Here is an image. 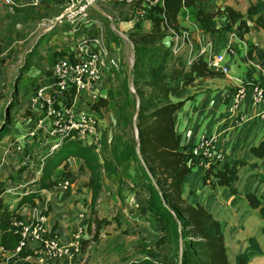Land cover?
<instances>
[{"label":"trees","instance_id":"obj_1","mask_svg":"<svg viewBox=\"0 0 264 264\" xmlns=\"http://www.w3.org/2000/svg\"><path fill=\"white\" fill-rule=\"evenodd\" d=\"M132 1L138 9H144V14L140 20L135 21L133 30L127 34L133 44L134 58L129 81L127 74L124 78L123 91L133 96L136 117L132 119L121 114V119L125 120L124 126H127L124 130L125 138L116 134L112 137L109 155L102 162L96 161V154L88 147L94 143L81 144L82 142L74 139L64 140L58 148L56 146L48 153L40 169V177L34 182L36 187L20 196L13 208L3 200L0 190V248L11 252L15 250L19 235L14 232L10 223L13 218L21 217L17 210L25 202L33 203V198L40 196L42 188H49L62 178H71L72 172L68 170L67 159L70 154H75L89 170L92 186L99 185L97 171L102 163L114 173L128 161L136 165L140 185L148 192L145 204L140 206V212H147L158 223L159 233L155 240L143 248L148 256L128 264H247L251 252L261 250L256 236H248L246 246L230 256L220 220L202 202H190L183 193V181L197 164L201 154L195 152V144L182 142L174 113L189 98L185 95L188 84L196 77L211 76L219 72L210 69L201 56L187 64L182 55L172 52L164 39L169 36L170 30L178 31L181 27H188L180 23L181 14H188L201 32L218 41L233 29L238 31L239 36H243L249 31L250 22L264 29V0H249L245 12L228 4L215 5L214 0ZM52 2L60 1L44 0L43 4L50 5ZM217 15L222 18L221 23H218ZM99 17L102 19L106 16L99 13ZM141 19L149 22L147 30L142 29ZM107 34L113 39L120 37L110 28ZM67 47L68 45L54 48L50 62L57 56L65 55ZM251 48L249 43L248 57L251 56ZM259 51L264 67V45ZM108 76V71H105L106 88ZM130 83L134 88L132 92ZM13 96L18 98L17 90L13 91ZM109 101L107 95L100 96L91 107L100 111L101 108H107ZM17 102L18 99L10 101L4 114H1L4 121L0 125V141L9 132L8 127L12 122L10 111ZM99 115L101 116L100 113ZM59 148L66 154L54 161L52 154ZM250 150L255 158H264V140L252 145ZM242 163L245 162L238 159L224 161L222 165L218 160L211 162L202 175L203 181L209 182L211 186H228L235 191L231 183L238 179L239 165ZM250 166H257V161L250 163ZM211 176L215 178L212 182L209 180ZM245 198L248 205L264 215L261 196L247 191ZM92 222L96 224L95 233L98 234L103 223L110 222V219L94 215ZM261 231L264 233V225ZM29 251L27 247H23L16 253L23 255ZM162 251L168 253L167 257H158ZM19 264L30 262L23 261Z\"/></svg>","mask_w":264,"mask_h":264},{"label":"rangeland","instance_id":"obj_2","mask_svg":"<svg viewBox=\"0 0 264 264\" xmlns=\"http://www.w3.org/2000/svg\"><path fill=\"white\" fill-rule=\"evenodd\" d=\"M246 1L238 0L237 3L241 4L242 7L240 8L243 9ZM97 3L104 16L107 17H103L101 21L104 24V40L112 60L111 68L108 71L106 91L110 104L106 110L103 109L100 112L105 122L102 123L101 121L98 143L90 144L88 147L92 148L94 154H96V161L102 162L109 155L108 150L110 149L112 137L115 134L120 135L122 138L126 136L124 130L127 126H124L125 120L121 119V114L132 117V119L136 117L133 96L123 91L124 78L128 69L132 68L133 49L126 36L120 35L112 27L118 28L127 35L133 30L135 21L140 20L143 15L139 14L140 9L137 8L132 0H97ZM48 7L49 4H43L44 17H52L59 12V9L51 12L52 9L47 10ZM32 8L36 7L33 6ZM4 9L5 11L3 12L8 13L9 17L16 16L21 18L17 25L15 24L17 21L15 23L12 21L13 27L5 25L4 29L0 31V125L4 121L1 114L6 111L8 103L18 99L17 104L10 111L12 122L10 127H8L9 132L0 141V190L2 191L3 200L8 206L13 208L20 196L25 195L28 189L36 187L34 182L40 177L41 173L39 172L36 179L32 178L31 171L34 172L36 170L41 158L45 162L48 153L52 150V147L46 142V138H43V144L39 142L38 148L34 146V143H30L26 147V144L21 142L20 134L15 128L21 132L26 131L28 124L26 120H23L27 114L25 108L30 107V96L35 86L41 81V72L52 63L50 62V52L54 48L60 47L63 43L70 44L71 38L66 26L57 25L50 30L43 29V31L40 28L37 29L36 22L39 18H34L35 15L27 18L23 17V15L30 14V10L19 12L18 10L13 11L12 8L10 10L4 7ZM242 12H245V10ZM8 15H6V18ZM180 16L183 17L186 14H181ZM217 21L218 23L222 22L219 15H217ZM141 24L142 29H148L149 22L147 20L141 19ZM182 24L185 25V23ZM109 28L119 34L120 37L109 38L107 34ZM9 29L18 31V36L13 37V32ZM192 33L194 35V31ZM17 39L20 40L13 42ZM257 39L264 44L263 35L259 34ZM220 40L221 38H219ZM214 76L217 79L221 78V75L217 73L213 76L196 77L186 86L185 95H188L189 98L195 95L191 102H199L201 97L199 92H202L207 84H218L217 80L216 82H211V78H214ZM129 86L132 92V83ZM14 90L18 91V98L13 96ZM196 92L198 93L196 94ZM188 115L184 113V116ZM23 129L25 130L23 131ZM58 146L55 147L58 148ZM65 154L66 152L59 148L52 154V159L58 161ZM199 157V164H201L202 154ZM69 158L71 162L67 163V167L72 172V177L75 178L73 180L74 184H81L80 189L78 188V190L82 191H78L80 196L76 199L78 202L77 206L85 212L88 220L85 224L78 254L71 260L66 258L48 260L43 262V264H128L131 261H137L144 256H148L143 248L155 240L158 236L159 228L158 223L147 212H140V206L145 204L148 192L140 185L141 179L136 165L128 161L120 165L117 168L118 172L114 173L110 172L111 170L107 169V165L102 163V166L97 171L99 176L95 175L98 177L99 185L92 186L89 180V170L82 160L75 154H70ZM259 159L262 158L255 159L257 163ZM218 161L222 165V161ZM252 162L239 165L240 178L248 171V168H253V166H250ZM258 169L255 170L254 179H264V168L262 171ZM210 179L211 182L215 180L212 176L209 177ZM19 183H24L25 186L22 188L16 187ZM206 184L210 187L215 185L211 186L209 182ZM225 187L229 188L228 186ZM6 188H11V190L6 191ZM183 193L187 200L194 202L188 197V187L184 188ZM14 197L17 199H14ZM244 201L246 205L238 203L240 210L249 207L253 208L248 205L245 194ZM94 215L110 219V222L103 223L98 234L95 233L96 224L92 222ZM230 216L234 218L236 215L231 214ZM260 223V215L251 214L247 222L244 223V227L248 234H252L258 231ZM262 224L264 225V221ZM242 234L245 233L242 232ZM262 234L264 233L262 232ZM227 247L230 256L238 250L235 242L230 238L227 239ZM167 254V252L162 251L158 257L165 258ZM1 257L3 256L0 254V261L2 262L3 258L1 259Z\"/></svg>","mask_w":264,"mask_h":264},{"label":"built area","instance_id":"obj_3","mask_svg":"<svg viewBox=\"0 0 264 264\" xmlns=\"http://www.w3.org/2000/svg\"><path fill=\"white\" fill-rule=\"evenodd\" d=\"M59 1L61 10L52 17L42 16L37 22V28L43 31L57 25L66 26L71 43H63L60 47L68 45L67 53L57 56L40 74L41 81L30 96V107L25 108L27 114L23 120H26L27 124L30 123L26 134L33 143L43 142V138H46V142L52 148L69 139L87 144L98 143L103 118L99 115L101 111L91 106L100 96L106 95L104 65L109 56V49L104 40V24L99 17V13H102L99 11L97 0ZM3 2L10 6L25 2L38 7L44 0ZM139 14L143 15L144 9H141ZM183 19L190 21L188 14ZM186 26L188 27H181L178 31L170 30L167 44L170 45L172 52L182 55L187 64L195 57L201 56L210 69L229 74L230 60L235 55L236 45L242 42L243 36H239L238 31L233 29L218 41L213 36L201 32L195 23L193 27L196 30L189 25ZM192 31L197 33V37L191 34ZM247 58V63L253 68L257 80H252L249 88L239 86L231 90L230 98L233 106L238 107L249 92L250 100L258 108V114L264 118V67L260 59L248 56ZM131 89L134 91L133 87ZM216 140L215 133L202 135L199 139L196 149L202 153L204 167H208L213 161L223 159ZM70 162L68 158L67 163ZM40 164L42 167V160ZM72 184L74 183L71 178H62L56 185L68 189ZM24 186V183H19L16 187ZM43 189L45 188L40 192ZM9 190L11 188H6V191ZM76 217L77 226L68 237L61 236L49 228L46 224V215L40 210H36L32 217L13 218L10 226L19 235L14 251L32 247L39 264L48 260L64 258L71 260L80 252L81 238L88 220L85 212L80 209Z\"/></svg>","mask_w":264,"mask_h":264},{"label":"crops","instance_id":"obj_4","mask_svg":"<svg viewBox=\"0 0 264 264\" xmlns=\"http://www.w3.org/2000/svg\"><path fill=\"white\" fill-rule=\"evenodd\" d=\"M237 1L238 0H214V3L219 6L228 4L241 11L246 10L249 0L243 5L244 10L240 8L242 5L238 4ZM59 5L58 2H52L47 10L52 9L51 12H54L59 9L60 11L61 8ZM4 7L6 9L9 8L10 10L12 8L13 11L18 10L19 12L30 10L31 13L23 15L24 18L35 15L34 18L40 19L45 11L43 6H38L33 9V6L26 4L25 2L10 6L5 4L3 0H0V31L4 29L5 25L13 27L11 24L12 21L14 23L17 21L15 23L17 25L21 20V18L16 16L9 17L8 13L3 12L5 11ZM6 15H8L7 18ZM219 18L222 21L220 16ZM180 23H185V25L193 27L191 20L189 21L180 18ZM193 29L196 30L194 27ZM9 30L13 32V37L18 36V31ZM194 34L197 37V33L194 32ZM259 34L264 36V29L255 23L250 22L249 31L243 35L242 42L237 43L236 45V53L230 60L229 74L225 75L219 73L221 75L220 79H217L216 76L211 78V82H216L217 80L218 84H207L206 88H204L202 92H199L201 97L198 103L191 102V99L195 96L194 95L185 100L181 109L174 113L176 127L181 133L182 142L195 144V152L202 154L196 149L202 135L215 133L217 134L216 144L219 151L223 154L222 162L242 159L245 161V164H247L246 162L256 161L250 147L257 144L259 141L264 140V118L258 114V108L250 100L249 92L241 100L238 107L233 106L229 92L239 86L249 88L252 80H257L253 68L247 63L248 58L246 51L248 50V45L250 43L252 45L250 57L261 60L259 48L264 44L257 39ZM19 40L20 39H17L13 42ZM167 40V38L164 39V42L167 43ZM110 56L109 53L104 65L106 72L111 68L112 60ZM197 93L198 92H196V94ZM103 109L106 110L107 108H101V110ZM183 112L185 115H189L184 116ZM103 122H105L104 119ZM28 126H30V123ZM28 126L26 127V130H28ZM15 129L20 134L21 142L26 144V147L32 143L28 134L24 131L25 129H23L24 132L17 130V128ZM38 144V141H36V143L34 142L36 148H38ZM41 160L43 161L42 158ZM40 165L41 164L39 163L34 172L31 171L32 178H38L41 169ZM263 168L264 158L259 159L256 167H253L252 169L248 168V171H246L241 178L239 176L237 180L231 183L232 186L235 187V191H232L219 184H215L213 187L206 184L202 178V175L205 172V167L202 165V160L201 164H199L198 160L197 164L186 175L183 181V190L188 187L189 199H192V201L203 202L206 209L220 220L225 234L226 244L228 238L233 240L235 246H237L236 248H238L236 252L241 251L246 246L249 235L256 236L260 243L261 250L252 251L250 261L247 264H264V234L261 232L264 215L257 213L258 211L255 208L249 207L240 210L241 208L238 203L246 205L244 194L247 191H251L258 196H261V200L264 202V179L257 180L253 177L256 169L262 171ZM74 179V177L71 178L72 181ZM199 183L201 184L200 186ZM80 187L81 184L79 183L72 184L68 189H62L56 184L52 185L49 188L43 189L41 192L39 191L40 196L34 197L33 203H23L18 209V212L24 218H28L32 217L36 213V210H40L46 215V224L49 228L57 231L61 236L68 237L78 223V218L76 216L79 207L77 206L78 202L76 199L80 196L78 191H82L78 190ZM14 199L17 198L14 197ZM231 214H235L236 216L232 218L230 216ZM251 214H259L261 223L259 224V229L256 233L248 234L244 227V223L247 222V219ZM242 232L245 234H242ZM27 250H30L29 253L19 255L15 251L11 252L8 250H1L0 248V254L3 256L1 259H5H2L0 264H15V262L16 264H19L23 261H28L30 264H39L35 259L32 247H27Z\"/></svg>","mask_w":264,"mask_h":264},{"label":"water","instance_id":"obj_5","mask_svg":"<svg viewBox=\"0 0 264 264\" xmlns=\"http://www.w3.org/2000/svg\"><path fill=\"white\" fill-rule=\"evenodd\" d=\"M99 11L103 14V11H101V9L99 8ZM104 15V14H103ZM112 23V22H111ZM112 28H114V30L116 31V32H118L120 35H124V36H126V38L130 41V39L127 37V35H125L123 32H121L118 28H116V27H112ZM130 43H131V41H130ZM131 46H132V49H133V44L131 43ZM133 55H134V52H133ZM133 58H134V56H133ZM132 65H133V60H132ZM131 65V66H132ZM130 72H131V67L128 69V72H127V79H128V81H129V79H130ZM137 137V136H136Z\"/></svg>","mask_w":264,"mask_h":264}]
</instances>
